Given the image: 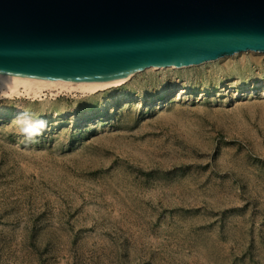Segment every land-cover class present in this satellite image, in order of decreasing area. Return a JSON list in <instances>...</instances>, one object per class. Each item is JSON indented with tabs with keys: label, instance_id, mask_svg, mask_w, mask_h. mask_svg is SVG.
<instances>
[{
	"label": "rangeland",
	"instance_id": "1",
	"mask_svg": "<svg viewBox=\"0 0 264 264\" xmlns=\"http://www.w3.org/2000/svg\"><path fill=\"white\" fill-rule=\"evenodd\" d=\"M232 56L4 100L0 264H264V54ZM40 101L25 145L15 117Z\"/></svg>",
	"mask_w": 264,
	"mask_h": 264
},
{
	"label": "water",
	"instance_id": "2",
	"mask_svg": "<svg viewBox=\"0 0 264 264\" xmlns=\"http://www.w3.org/2000/svg\"><path fill=\"white\" fill-rule=\"evenodd\" d=\"M264 52V0H0V70L120 79Z\"/></svg>",
	"mask_w": 264,
	"mask_h": 264
},
{
	"label": "bare ground",
	"instance_id": "3",
	"mask_svg": "<svg viewBox=\"0 0 264 264\" xmlns=\"http://www.w3.org/2000/svg\"><path fill=\"white\" fill-rule=\"evenodd\" d=\"M246 54H257V55L262 54L263 55L264 52L246 51V52H240V53L233 54V56L246 55ZM192 67H195V66L163 67V68L150 67V68L143 70L140 73L134 74L132 76H124L120 79H51V78H38V77L18 75L19 90L15 93L14 99L27 98V99H32V100H39L42 97L55 98L56 96H61V95L63 96V95H69V94H73L75 95V97L81 98V99H93L97 95H100L106 92H111L118 88H122L132 79L146 72H154V71L163 72L166 70L178 71V70L192 68ZM181 90H182L181 94H184L183 89ZM119 98L122 99L123 96L119 95ZM9 114L11 116H14L15 113L12 112Z\"/></svg>",
	"mask_w": 264,
	"mask_h": 264
},
{
	"label": "clouds",
	"instance_id": "4",
	"mask_svg": "<svg viewBox=\"0 0 264 264\" xmlns=\"http://www.w3.org/2000/svg\"><path fill=\"white\" fill-rule=\"evenodd\" d=\"M19 90L18 74L9 70H0V107L6 99H14L15 93ZM39 111H33L31 107H26L18 111L15 117V125L23 144L37 143L48 127V121L43 116L53 112L54 106L49 101H40ZM65 109L63 106L55 108L54 114L59 115Z\"/></svg>",
	"mask_w": 264,
	"mask_h": 264
}]
</instances>
